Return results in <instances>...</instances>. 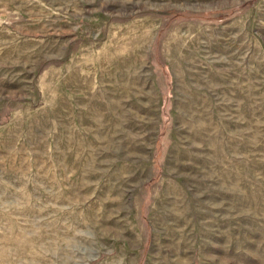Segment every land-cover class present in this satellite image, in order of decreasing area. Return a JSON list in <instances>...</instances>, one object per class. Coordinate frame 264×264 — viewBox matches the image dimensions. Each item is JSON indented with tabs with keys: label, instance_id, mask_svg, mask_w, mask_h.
<instances>
[{
	"label": "rangeland",
	"instance_id": "obj_1",
	"mask_svg": "<svg viewBox=\"0 0 264 264\" xmlns=\"http://www.w3.org/2000/svg\"><path fill=\"white\" fill-rule=\"evenodd\" d=\"M0 264H264V0H0Z\"/></svg>",
	"mask_w": 264,
	"mask_h": 264
}]
</instances>
